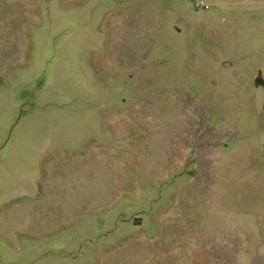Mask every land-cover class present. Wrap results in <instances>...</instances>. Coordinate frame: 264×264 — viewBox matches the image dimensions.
Masks as SVG:
<instances>
[{
  "label": "rangeland",
  "instance_id": "obj_1",
  "mask_svg": "<svg viewBox=\"0 0 264 264\" xmlns=\"http://www.w3.org/2000/svg\"><path fill=\"white\" fill-rule=\"evenodd\" d=\"M259 73L264 0H0V264H264Z\"/></svg>",
  "mask_w": 264,
  "mask_h": 264
},
{
  "label": "trees",
  "instance_id": "obj_2",
  "mask_svg": "<svg viewBox=\"0 0 264 264\" xmlns=\"http://www.w3.org/2000/svg\"><path fill=\"white\" fill-rule=\"evenodd\" d=\"M255 84H256V86H258V87H259V86L264 87V80H262L260 74L257 75V77H256V79H255Z\"/></svg>",
  "mask_w": 264,
  "mask_h": 264
},
{
  "label": "built area",
  "instance_id": "obj_3",
  "mask_svg": "<svg viewBox=\"0 0 264 264\" xmlns=\"http://www.w3.org/2000/svg\"><path fill=\"white\" fill-rule=\"evenodd\" d=\"M201 4H202L201 2H198V3L195 4V6H198V5H201Z\"/></svg>",
  "mask_w": 264,
  "mask_h": 264
},
{
  "label": "crops",
  "instance_id": "obj_4",
  "mask_svg": "<svg viewBox=\"0 0 264 264\" xmlns=\"http://www.w3.org/2000/svg\"><path fill=\"white\" fill-rule=\"evenodd\" d=\"M260 74V73H259ZM262 78V77H261Z\"/></svg>",
  "mask_w": 264,
  "mask_h": 264
}]
</instances>
